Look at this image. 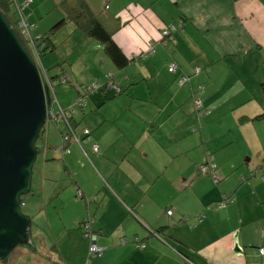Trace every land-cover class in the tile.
Segmentation results:
<instances>
[{
  "label": "crops",
  "instance_id": "crops-1",
  "mask_svg": "<svg viewBox=\"0 0 264 264\" xmlns=\"http://www.w3.org/2000/svg\"><path fill=\"white\" fill-rule=\"evenodd\" d=\"M8 1L15 22L17 6L30 1L32 38L53 42L65 0ZM85 1L132 63L119 71L108 57L101 80L112 77L123 93L98 92L75 116L71 136L84 142L88 130L90 144L72 139L70 154H55L68 128L49 129L43 197L51 242L66 243L53 249L39 234L13 252V264H37L51 248L49 264H264V0ZM151 44L156 53L145 56ZM48 56L45 68L67 72L59 85L76 76ZM77 87L59 88L62 109ZM197 102L208 115L198 116ZM210 158L216 169L203 175ZM40 205L34 200L32 211ZM86 219L95 221L102 259L90 257Z\"/></svg>",
  "mask_w": 264,
  "mask_h": 264
},
{
  "label": "water",
  "instance_id": "water-1",
  "mask_svg": "<svg viewBox=\"0 0 264 264\" xmlns=\"http://www.w3.org/2000/svg\"><path fill=\"white\" fill-rule=\"evenodd\" d=\"M50 108L38 62L0 11V262L29 244L32 220L22 212V197L32 192Z\"/></svg>",
  "mask_w": 264,
  "mask_h": 264
},
{
  "label": "rangeland",
  "instance_id": "rangeland-1",
  "mask_svg": "<svg viewBox=\"0 0 264 264\" xmlns=\"http://www.w3.org/2000/svg\"><path fill=\"white\" fill-rule=\"evenodd\" d=\"M62 20L63 18L61 19V21ZM52 39H53L56 49L50 54V56L44 59L56 60L58 58L57 60H60L59 65L66 64L68 68L72 67V72L76 75L72 77L71 74H68V76L70 77L73 83H68L65 85H59L58 83L59 80H55L56 82L55 83V90H56L55 96L57 95L59 102L61 101V93L59 91L60 90L59 88L64 87V86L71 87L77 83L79 86L77 88L82 89V87H85L86 84H83V86H80L81 83L87 82L88 84H92L93 78L95 79L98 75L100 77L99 70L104 69L110 66L111 64L103 46L99 44V42L93 40L91 37L86 35L84 32L77 30L76 27L73 25V23L67 22V25H63L58 31L54 33V35L52 36ZM34 59L36 60V62H38L41 72H43L42 68L44 70L45 69L48 70V68L44 67L42 60H41L42 61L41 63V61L36 59L35 57ZM105 60H106V63L104 64ZM48 71H50L51 75H55V71L53 68ZM98 83H101V84L105 83V79L103 81L101 80V77H100V81ZM78 89H75V91ZM65 101L67 100L65 99ZM73 104H74V100L66 106L67 110H70L74 106ZM55 109L57 110L59 109V107L55 106ZM54 129H55V125H51L50 130L53 131ZM53 134H57V133L53 131ZM37 148L40 151V154L38 155L37 161L33 169L32 192L22 197L23 203L25 204V207L22 208V212L25 216L30 217L32 220V228H31V232L29 235V245L32 241H37L38 235L41 234V239L45 240L47 237V240L49 241L48 244L51 245L53 249H55L56 244H58L59 246H63L65 245L66 242H63L61 240H55L56 242H54L53 240V242H51L52 237L49 231V222H48L47 209H46L47 206H50V204L48 200H46L43 197L42 184H43L44 177H45L44 176L45 166L47 164L49 165L52 162L47 163V164L44 162V156H43L44 142L42 140L38 141ZM64 174L66 175V173ZM34 200L35 202L41 205L35 211H32ZM49 212H50L51 219H54V216H55L54 212L52 210L50 211V209H49ZM54 232L57 235L59 233V229L55 228V226H54ZM18 248L21 249L23 247H18ZM52 248L46 249L44 252H39L40 258L37 261V264H49L50 263L49 256L53 254ZM16 258H17V253L15 254L12 253L5 261L0 262V264H11V263L13 264ZM99 259H102V258H99ZM27 261H28V264L32 263L31 258H29ZM25 262H26L25 259H21L19 261V264H25Z\"/></svg>",
  "mask_w": 264,
  "mask_h": 264
},
{
  "label": "trees",
  "instance_id": "trees-1",
  "mask_svg": "<svg viewBox=\"0 0 264 264\" xmlns=\"http://www.w3.org/2000/svg\"><path fill=\"white\" fill-rule=\"evenodd\" d=\"M20 6L21 5H18L17 7L19 8ZM63 7H64V10L66 9V15L67 16L64 17L63 20L58 23L59 24V25H57L58 30L63 25H67V22L73 23V25L76 27L77 30L84 32L86 35L91 37L93 40L99 42V44H101L104 47L107 56L110 58L112 63L115 64V66L117 67V69L119 71H124L125 69H127L131 65L132 61H130L123 54L122 50L114 43L113 34L109 33L106 30V28L99 21L98 17H96V15L91 11L89 5L86 3L85 0H65ZM9 10H10V1L0 0V11L6 17L8 22L16 29L22 43L25 46V43H24L25 39L23 37H25L26 32H25V30H20V31L18 30L17 26H18L19 19L15 22L14 17L8 14ZM18 14H19V11H18ZM151 45L152 46H150L148 48V51H149V53L151 51H153V53H152V55H153L156 53V49H155V46H153V44H151ZM55 49H56L55 45L48 35L40 36L39 39L36 40V42H35V45H34L35 54H33V55L35 56L36 59L41 61V58L45 57L46 55L51 54ZM148 51L145 53V56H147L149 54ZM42 70H43L42 74L43 75L46 74V76L49 77L51 79V82H52V86L54 89V92L51 93V105H52L54 100L57 99L55 96V86H54L53 82H55V80H59L57 78L66 75L67 72L65 71V69L62 65L54 68V71L56 70L55 71L56 77L49 76L50 71H46L43 68H42ZM68 83H71V81L68 80V77L67 78L63 77L62 83L60 85H65ZM94 87L96 89L95 91L93 90V92H90V93L87 92L88 89H93ZM115 87H117V86H116L114 80L112 81V77H108L107 81L103 84L97 83V84H92V85L82 87V89H78V96H77V99H75V102L77 100L87 99L88 103H87L86 108H88V106L90 104L89 100L91 97H93V95H95L98 92L104 93V92L111 90V89L116 90ZM119 90H120V92H117L118 94L123 93L122 89H119ZM86 94L89 96H87ZM58 104H59V101H58ZM74 105H75V103H74ZM56 106H58V105H56ZM59 106H60V104H59ZM86 108H84L82 110L79 109L78 112L71 118L72 120L70 119L72 125H74L73 121L75 119V116L79 112L85 110ZM202 109L205 110V107H203ZM66 111H68V110H66ZM196 111H197L198 116H200L201 114L198 110V104L197 103H196ZM59 123H62L66 127V124L63 123L62 121L52 120V121H50V123H48V120H47V123L45 126L46 131L48 129H50L51 125L59 126ZM63 130L64 131H62L61 134H59L60 144L57 148L53 149L54 152H55V150H62L65 147H67V148L71 147V144H72L71 142L68 144L66 142H64V136H66L68 134L69 135H72V134L68 130H65V129H63ZM196 131L197 130L194 129L192 132L194 133ZM48 133H49V130H48ZM44 136H46V137H44ZM49 136H50V134L46 135V132H45V134L42 133V135L40 137V140H42L44 142V148L46 150L45 155L50 150L48 148L49 146H47V142H49ZM41 138H43V139H41ZM39 154H40V151H39ZM63 154L66 155L65 153H63Z\"/></svg>",
  "mask_w": 264,
  "mask_h": 264
},
{
  "label": "built area",
  "instance_id": "built-area-1",
  "mask_svg": "<svg viewBox=\"0 0 264 264\" xmlns=\"http://www.w3.org/2000/svg\"><path fill=\"white\" fill-rule=\"evenodd\" d=\"M31 4L30 1L28 2H24L19 8H18V11H19V15L21 16V20H19L18 22V30H25L27 36H28V40L31 42L32 44V47L34 48V45H35V42L36 40L38 39H34L32 38L31 36V31H32V27L28 26L27 25V21L25 20L24 18V14H25V11L26 9L29 7V5ZM171 30H175V28H172V29H167L166 31L163 32L162 34V39H165L166 37L170 36V33H171ZM25 40L26 38L23 37ZM149 53V51H148ZM153 51H151L149 53V55H152ZM178 70V66L176 64H172L171 66V71L172 72H176ZM42 77H43V81L46 83V85L49 87L50 89V93H53L54 92V89H53V86H52V82H51V79L49 77L42 74ZM186 81V79H182L181 80V83H184ZM115 89L117 90V92H120V90L115 87ZM93 90L95 91V87L93 89H88L87 92L90 93V92H93ZM87 95V94H86ZM89 96V95H87ZM87 103H88V100L85 99V100H77L75 102V105L74 107H72L70 110L66 111L64 109H62L59 104H58V101L57 99L54 100V102L52 103L51 105V108L49 110V114H48V123H50V121L52 120H58V121H62L63 123L66 124V127L68 128V131L73 134L75 133L73 128H72V123H71V118L78 112V110H82L84 108H86L87 106ZM198 104V110L200 112V117L202 116H206L209 114V112L207 110H203L202 108L204 107L202 103L200 102H197ZM58 105L59 109H55V106ZM71 119V120H70ZM49 130V129H48ZM48 130L45 131L46 132V135L48 134ZM44 132V134H45ZM84 136V137H83ZM46 137V136H44ZM83 139H84V142H86L87 144H90L91 141H92V138H91V133L90 131L86 130L83 132V135L81 136ZM75 140L76 139V142H78V144L80 145V147L82 148L84 142L78 138H76V136H71V135H66L64 136V142H66L67 144L71 142V140ZM92 150L94 153H99L100 152V149H99V146L98 145H93L92 146ZM59 152H62V153H65V154H69L70 153V150L68 148H64L62 150H55V154H58ZM216 169V166L214 165L213 163V158L211 159H208V164L207 166H203L201 168V173L203 175H208L210 174V171L211 170H215ZM25 207V204H23V208ZM169 217H171L173 215V212L170 211L168 212L167 214ZM95 221L93 219H86L83 223H82V229L83 231H85V237L86 239L90 242V257H93V258H103L104 257V250L102 248H100L98 245H97V236H95L93 234V225H94ZM263 236H264V232H263ZM141 249H145V246H141ZM260 254L261 256L264 257V248H262L260 250Z\"/></svg>",
  "mask_w": 264,
  "mask_h": 264
},
{
  "label": "flooded vegetation",
  "instance_id": "flooded-vegetation-1",
  "mask_svg": "<svg viewBox=\"0 0 264 264\" xmlns=\"http://www.w3.org/2000/svg\"><path fill=\"white\" fill-rule=\"evenodd\" d=\"M41 139H43V138H41Z\"/></svg>",
  "mask_w": 264,
  "mask_h": 264
}]
</instances>
